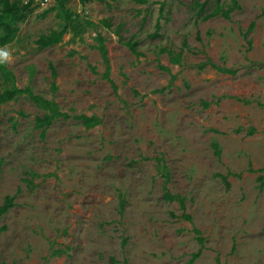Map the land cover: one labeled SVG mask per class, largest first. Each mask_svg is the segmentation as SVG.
Returning <instances> with one entry per match:
<instances>
[{"label":"rangeland","instance_id":"rangeland-1","mask_svg":"<svg viewBox=\"0 0 264 264\" xmlns=\"http://www.w3.org/2000/svg\"><path fill=\"white\" fill-rule=\"evenodd\" d=\"M216 4L233 5L52 0L6 16L0 89L68 116L39 127L48 110L26 93L0 104V204L14 198L0 264H264V0L203 19Z\"/></svg>","mask_w":264,"mask_h":264},{"label":"trees","instance_id":"trees-1","mask_svg":"<svg viewBox=\"0 0 264 264\" xmlns=\"http://www.w3.org/2000/svg\"><path fill=\"white\" fill-rule=\"evenodd\" d=\"M32 1V0H31ZM60 4L63 0H59ZM218 1V0H217ZM21 2V1H20ZM232 7H229L227 9L223 8L220 4H216L215 8L205 14L203 16V19L210 18L212 16L220 14L224 18H229L230 12L238 7L237 0H232ZM0 27H2V33L0 34V45H4L12 41L13 37L15 36L18 27L13 25L12 23H5V19L7 15H17L18 12L21 10V6L25 8H29L30 5H23L21 2V5L17 2H10V0H0ZM66 29V26L60 30V31H51L49 34L41 35L36 43L39 47H48L50 45H53L61 40L62 34L64 33V30ZM248 44H250V41H247ZM126 44L129 46L131 51L136 52V43L132 41H126ZM178 60V59H175ZM203 65H210L212 68L219 70L220 72L227 73V74H235L238 70L237 68L232 67H224L216 64V62H213L210 59H207L202 65H199L200 67ZM0 73L1 76L4 78H12V75L10 71L6 68L5 64L0 65ZM54 75V71H53ZM52 88L55 89L56 85L54 81L52 82ZM26 93L28 97L34 101L36 104H38L40 107L48 110V113L44 114L41 117H36V123L39 127H44L47 124H49L54 118L63 115L68 116L66 113L59 111L58 105L55 102H52L50 100H47L43 98L42 96L38 94H34L29 88H18L16 86L11 87H4L3 89H0V104L11 100L15 98L16 96ZM205 105H208V102H205ZM75 118H78L81 120L82 124L89 128L92 127L100 122V119L95 116H86V115H74ZM223 182L228 185L226 176L221 177ZM164 198L168 200H177L180 204L181 208L183 209L182 216L184 218L189 219L191 216L190 214L186 213L184 211L185 209V198L179 194L173 195L168 191H165ZM14 206V198L12 196H6L3 200V202L0 204V218L11 208ZM4 230V226L0 225V234ZM195 233L197 234V240L199 243H202L203 239L200 232L197 229H194ZM199 251L194 254V257L198 256ZM219 264H221L219 262Z\"/></svg>","mask_w":264,"mask_h":264},{"label":"clouds","instance_id":"clouds-1","mask_svg":"<svg viewBox=\"0 0 264 264\" xmlns=\"http://www.w3.org/2000/svg\"><path fill=\"white\" fill-rule=\"evenodd\" d=\"M12 57L6 50L0 49V65L12 63Z\"/></svg>","mask_w":264,"mask_h":264},{"label":"built area","instance_id":"built-area-1","mask_svg":"<svg viewBox=\"0 0 264 264\" xmlns=\"http://www.w3.org/2000/svg\"><path fill=\"white\" fill-rule=\"evenodd\" d=\"M52 0H21L23 5H32V6H37V5H41V6H46L49 4V2Z\"/></svg>","mask_w":264,"mask_h":264}]
</instances>
